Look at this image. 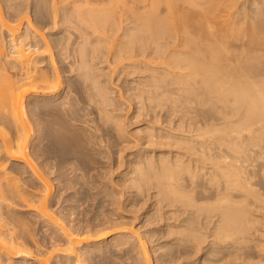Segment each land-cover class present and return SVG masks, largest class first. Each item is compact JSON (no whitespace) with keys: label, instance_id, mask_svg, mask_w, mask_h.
Instances as JSON below:
<instances>
[{"label":"bare ground","instance_id":"bare-ground-1","mask_svg":"<svg viewBox=\"0 0 264 264\" xmlns=\"http://www.w3.org/2000/svg\"><path fill=\"white\" fill-rule=\"evenodd\" d=\"M64 1H31L50 40L0 18V264H264V0ZM78 185L137 215L70 224L50 201Z\"/></svg>","mask_w":264,"mask_h":264},{"label":"rangeland","instance_id":"rangeland-1","mask_svg":"<svg viewBox=\"0 0 264 264\" xmlns=\"http://www.w3.org/2000/svg\"><path fill=\"white\" fill-rule=\"evenodd\" d=\"M33 2V0H11L10 2H12V3H20V2H22V3H20V4H22V5H24V8L26 9V11H28V14L30 15V17L33 19V25L36 27V28H40L41 26V28H40V30H39V32H40V34L42 35V37L44 36V38H46V39H48V40H50L51 38H53L52 37V35L53 36H55L56 34H55V31H56V33H60V34H62V32H64V28L63 27H65L66 25L65 24H62V27L59 25L58 27H57V25L56 26H54V24H52V23H50V25H46V24H49L47 21L48 20H46L47 18H43L44 19V21H43V19L41 18H37V16H36V18L37 19H40V21L38 22L37 20H36V18H35V15H34V10L32 9V2ZM61 1H63V0H61ZM69 1H71V4H80L79 6L78 5H76V7L78 8V9H81L82 11H86L87 9H89L88 8V6L87 5H89V7H100L101 5H103L104 6V4H100V5H91V4H87V3H72L73 2V0H65L64 2H62L63 3V5H66L67 3V5H71L70 4V2ZM176 1V0H175ZM179 1H181V0H178V2ZM184 0H182L181 2H183ZM8 0H0V18H3V19H5V20H7L10 24H13L14 23V21H13V18H14V12H13V9H10V8H8L7 6V3H10ZM151 2V0H146V1H144L142 4L143 5H145V4H149ZM165 2V1H164ZM168 1H166V3H167ZM24 3V4H23ZM166 3H162L161 4V6H163V7H165V8H167V4ZM28 7H27V6ZM91 5V6H90ZM102 6V7H103ZM80 7V8H79ZM81 7H83V8H81ZM87 7V8H86ZM94 7V8H95ZM84 8H86L85 10H83ZM49 19V18H48ZM49 20H52V19H49ZM47 22V23H46ZM51 22V21H50ZM47 26V28L46 27H43L44 26V24ZM40 24V25H39ZM52 25H53V27H52ZM49 26V27H48ZM44 28V29H43ZM61 28V29H60ZM42 29V30H41ZM60 31V32H59ZM1 32V31H0ZM55 34V35H54ZM5 36V35H4ZM51 36V37H50ZM48 43H50V45L51 46H53V44H52V41H50V42H48ZM11 47H9L8 49H10ZM53 51L54 52H56V48H53ZM56 55H54V57H55ZM56 59H57V57H56ZM56 65L57 66H60L57 62H56ZM59 68V67H58ZM58 70H60V69H58ZM1 72H3V73H6L7 71H5V70H2L1 69ZM63 74V73H62ZM77 85V84H76ZM76 141H75V144L76 145H79V144H81V145H83V138H84V136H83V132H82V130L81 129H78L77 130V135H76ZM82 141V142H81ZM78 142H80V143H78ZM92 156H93V154L89 151V150H86L84 153H83V155L80 157V160H81V162L83 163L84 161H86V162H84L83 164H88V162H90V161H92L91 159H93L92 158ZM94 157V156H93ZM82 158V159H81ZM117 173H118V171L116 172V174H115V178L117 179V176L119 177V175H117ZM78 188V189H77ZM65 189V190H64ZM58 190H60V191H58ZM80 191V187H79V185L78 186H76V188H75V186L74 187H72V188H57L56 189V194H55V196L53 197V198H51L52 199V201H50V202H52L53 203V201H54V207L53 208H56V210H57V208H58V210L57 211H63V213L62 214H64V211H65V213L68 211L69 213H71L72 212V214L73 215H71L70 214V216H69V218L71 219V218H73V219H71L72 221L70 222L69 220V223L70 224H78V223H82V225L83 226H85L86 225V221L87 220H90V219H88V218H91L92 219V221H94L95 219H96V217H97V219H96V221H94V222H91V220H90V222L89 221H87V223L89 222L91 225H89V227H87L88 229L91 227H93V226H95L96 224H97V229L96 228H94L95 230V232H96V230H99V227H98V225H102L103 223V221H104V218H106V217H110V215H111V217H113V218H115V217H117V215H116V213H117V211H116V209L119 211L118 212V217L119 216H121L120 214H122V215H124L125 216V218L126 219H130V220H132V218L135 216V215H137V213H135L134 211H133V209L132 208H130V206L129 205H125V204H122L121 205V209L119 208V206H117V204H113L112 203V205L115 207H113L110 203V200H107V199H110V197L109 198H105V197H103L104 196V194H100V196H99V194H97V196H98V198H97V196H95V201H94V198L92 197V194L93 193H95L94 191H93V193H92V190H89V194L91 195V197H92V200H91V197H88V198H86V199H88V201L86 200V202H84V201H82L83 203H80V202H78V203H80V205L77 203V201H73V200H70V201H68V199H70L71 197H69V196H71V195H80V193L83 191L82 189H81V191ZM59 192V193H58ZM61 192H62V195H61ZM75 192H77V193H79V194H74ZM70 193V194H69ZM88 194V195H89ZM61 195V196H60ZM89 195V196H90ZM95 194H93V196H94ZM81 196V195H80ZM56 197V198H55ZM90 198V199H89ZM96 198L97 199H100V198H103L102 200H104V202L105 203H103L102 205H100V206H102V208H99V202L100 201H102V200H96ZM59 199H60V201H59ZM66 199V200H65ZM124 199V198H123ZM58 200V201H57ZM90 200V201H89ZM65 201V202H64ZM107 201V202H106ZM60 202V203H59ZM76 204V205H78L79 206V208L77 207V206H75L74 204ZM108 202H110V203H108ZM58 203V204H57ZM100 203H102V202H100ZM110 204V205H108V204ZM104 204H105V206H104ZM56 205V206H55ZM63 205V206H62ZM74 207H73V206ZM97 205V206H96ZM108 205V206H107ZM125 205V206H124ZM70 206H72L73 208H78L77 210L76 209H73L72 207H70ZM123 206V207H122ZM128 206H129V210H128ZM61 207V208H60ZM68 207V208H67ZM107 207V208H106ZM109 207V208H108ZM111 207V208H110ZM125 207V208H124ZM72 209V210H71ZM109 209H113L114 211H116V212H114V211H111L110 210V212H109ZM123 209V210H122ZM132 209V211L134 212V213H132V211H130ZM79 210V211H78ZM98 210V211H97ZM100 210V211H99ZM105 210V211H104ZM73 211H75V213H73ZM81 211V214L79 213ZM102 211H104V212H102ZM108 213H107V212ZM122 211V212H121ZM141 212L143 211V209H141L140 210ZM139 211V213H141ZM82 212H83V216H80V215H82ZM88 212V213H87ZM98 212H100V213H102V215H100V213L98 214ZM112 212V213H111ZM114 212V213H113ZM77 213H78V215H77ZM107 214L105 217H104V215L103 214ZM80 214V215H79ZM97 214H98V216L100 217V218H102V219H99L98 218V216H97ZM108 214H110L109 216H108ZM114 214V215H113ZM87 215H88V217H87ZM96 215V216H95ZM116 215V216H115ZM77 216V217H76ZM78 216H79V218H78ZM94 216V217H93ZM130 217V218H128V217ZM83 217V218H82ZM93 217V218H92ZM76 218H78V219H76ZM86 218V219H85ZM99 220V221H98ZM103 220V221H102ZM138 221L140 220V219H137ZM36 221H37V219H36ZM100 221H102V222H100ZM75 222V223H74ZM93 223H95L94 225H93ZM46 224H48V226L50 225V223L48 222V223H46ZM53 225L54 224H51L48 228H50L49 229V231L48 232H50L52 229H55L56 228V226L55 227H53ZM93 225V226H92ZM86 226H88V224L86 225ZM38 227H40V228H42V224H41V226H40V224H37L36 225V228H38ZM100 227H103V225L102 226H100ZM40 228H39V230H40ZM44 228V227H43ZM48 228H44L43 230L45 231V229H48ZM92 228V229H93ZM100 229H102V228H100ZM42 230V229H41ZM42 230V231H43ZM58 230V229H57ZM41 231V232H42ZM40 232V234H39V232H38V234H37V236L39 237V239H40V237H41V241H42V243H46V241L48 240V244H47V246L49 245V247L51 246L50 244H51V242H49L50 241V239H47L48 238V236L50 237V235H49V233H48V236H46L47 234H43V232L41 233ZM44 233H47L46 231L44 232ZM44 235H45V237H44ZM42 237H44V238H42ZM43 240H44V242H43ZM58 242V241H57ZM50 243V244H49ZM153 244L154 243H149V248H153ZM122 246V247H121ZM120 246V248H123V249H120V248H118L119 246H111V248L109 249V248H106L105 249V251L107 252V251H109L108 253H105V254H107L106 256H109L108 258L111 260L112 259V261H113V263L109 260V259H106L105 258V255H102V254H96V252H90V255L92 256V257H90L89 256V254H88V256L90 257H88L86 254L85 255H82L84 258H85V256H87L85 259L82 257V259H81V261L78 263V264H103L106 260H109L108 261V263L107 264H138V262L136 261V259H135V256H134V258H132L133 256V252H131V254L129 255V251L127 252V246H124V245H121ZM117 247V248H116ZM125 248V249H124ZM46 249H47V247H46ZM127 249V250H126ZM104 251V252H105ZM94 253L96 254V256H93L94 255ZM97 253H99V252H97ZM127 253H128V255H127ZM93 254V255H92ZM104 254V253H103ZM135 254V253H134ZM44 258L46 259V258H50V260H51V262L49 263V264H66L67 263V257H66V255H63V253L61 252V251H57V250H52V251H50V252H45L44 254ZM100 256H104V259H103V261L101 260L102 259V257H100ZM155 257H156V255H154ZM152 257L153 259L152 260H154L155 259V257ZM24 258V257H23ZM60 258V259H59ZM76 257H74V259H75ZM88 258H89V260H88ZM93 258H95L94 259V261L92 260V262H91V259H93ZM99 259V260H98ZM16 261L17 260H19V261H21V260H23L22 258H19V259H15ZM59 260V261H58ZM77 260V259H76ZM96 260V261H95ZM58 261V263H56ZM100 261H102V262H100ZM61 262V263H60ZM73 262V263H72ZM75 262V260L73 261V258H72V261L70 260V262H68L67 264H76V263H74ZM104 264H106V263H104ZM140 264V263H139ZM154 264H159V263H157V262H155Z\"/></svg>","mask_w":264,"mask_h":264}]
</instances>
